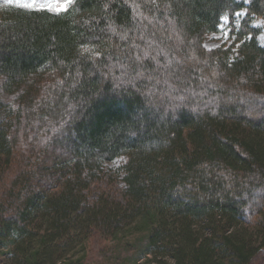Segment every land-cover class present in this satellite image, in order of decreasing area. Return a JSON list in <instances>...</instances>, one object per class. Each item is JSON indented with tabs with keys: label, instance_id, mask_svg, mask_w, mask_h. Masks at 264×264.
<instances>
[{
	"label": "trees",
	"instance_id": "trees-1",
	"mask_svg": "<svg viewBox=\"0 0 264 264\" xmlns=\"http://www.w3.org/2000/svg\"><path fill=\"white\" fill-rule=\"evenodd\" d=\"M263 32L264 0H0V246L56 264L139 220L114 264H264ZM121 157L124 199L89 196Z\"/></svg>",
	"mask_w": 264,
	"mask_h": 264
},
{
	"label": "rangeland",
	"instance_id": "rangeland-1",
	"mask_svg": "<svg viewBox=\"0 0 264 264\" xmlns=\"http://www.w3.org/2000/svg\"><path fill=\"white\" fill-rule=\"evenodd\" d=\"M4 1L9 3L8 0ZM23 3H34L35 9H48L47 6L52 5L53 7H60L64 10V5L67 4V0H12L10 4L21 5ZM41 5H44L45 7L41 8ZM68 5L69 4H67V7ZM228 24V20L224 19L220 26V31L218 33L210 34L206 38L204 45L208 49L217 48L221 45L230 46L233 43ZM256 24L260 26L261 22L258 21ZM259 39L260 42L264 44V32L259 36ZM124 159L125 157H121L115 162H111L105 166L102 176L99 177V179L91 185L90 190L87 191L89 196L92 198H98L101 193H104L117 200L124 199L123 181L118 172V168ZM140 223L141 222L138 220L127 226L124 231L118 233L117 236H103L100 246L93 245V238L91 237L89 240L85 239L83 242L74 245L72 250L68 253L61 255V257L57 259L56 264H114V257L120 256L122 250H127L128 245L136 242L139 238H142L143 233L147 231L146 227L139 225ZM101 239V237H98L97 241ZM129 251V256H131L132 251L130 249ZM129 258L126 259L125 264H164L163 261L159 262L145 256L139 258L137 262H132L133 259ZM0 264L18 263L13 259V254H8V248L0 246Z\"/></svg>",
	"mask_w": 264,
	"mask_h": 264
},
{
	"label": "snow or ice",
	"instance_id": "snow-or-ice-1",
	"mask_svg": "<svg viewBox=\"0 0 264 264\" xmlns=\"http://www.w3.org/2000/svg\"><path fill=\"white\" fill-rule=\"evenodd\" d=\"M9 3L12 2V0H8ZM72 0H67V4H71ZM67 4L64 5V8L67 7ZM21 7L23 8H34L35 7V4L34 3H23L20 5ZM41 8L45 7L44 5H41L40 6ZM49 10H52V11H60V10H63L61 9L60 7H53L52 5H48L47 6ZM237 15H239V13H237Z\"/></svg>",
	"mask_w": 264,
	"mask_h": 264
}]
</instances>
